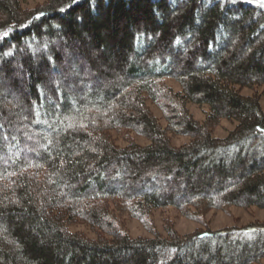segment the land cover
<instances>
[{"label":"trees","instance_id":"1","mask_svg":"<svg viewBox=\"0 0 264 264\" xmlns=\"http://www.w3.org/2000/svg\"><path fill=\"white\" fill-rule=\"evenodd\" d=\"M22 87L24 109H9ZM259 87L260 0H0V264L260 262L264 223L132 237L124 221L264 209ZM189 103L208 105L202 122ZM222 119L235 126L214 137Z\"/></svg>","mask_w":264,"mask_h":264},{"label":"rangeland","instance_id":"2","mask_svg":"<svg viewBox=\"0 0 264 264\" xmlns=\"http://www.w3.org/2000/svg\"><path fill=\"white\" fill-rule=\"evenodd\" d=\"M21 5L25 8H32L37 4H40L42 0H20ZM84 73L85 77L91 76L92 73ZM165 82L171 86L175 91H178L180 88L178 86V83L171 79H165ZM250 90L248 89H242V94H250ZM256 92L260 95V104L264 111V88L259 87L256 89ZM23 87L19 91L20 97H10L9 100L5 101L8 105L9 109L14 108L15 105H22L21 101L23 102ZM11 99V100H10ZM15 104V105H14ZM148 105L150 106L151 111L153 114L160 120V123L164 126L165 122L161 117V113L159 110L152 105L150 102H148ZM189 112L192 114V116L199 122H202L204 120L205 114L208 110V105H195L192 103H189L187 105ZM22 109H24L23 106H21ZM25 121V118L20 113L17 116L16 119V128H20V126L23 125ZM235 126L234 122L222 119L213 129H212V135L214 137L222 138L226 136V134L232 130ZM112 138L114 139L115 143L119 146H124L126 143V139L129 138L133 140L134 142L140 144V145H146L149 143V141L141 137L139 135H136L131 132H116L111 131L110 132ZM35 137H37V134L35 132H32L30 136L27 137V140L29 143L35 141ZM171 143L175 146H180L186 142L189 141V137L185 136H178L174 134H170ZM32 149V148H31ZM33 150V149H32ZM125 218V224L126 229L130 236L132 237H151L152 233H158L159 235L165 236L168 231L175 230L180 235H185L192 233L196 230H203L204 228L209 229H220L223 227H230V226H244L251 223H264V209H260L257 207H249V208H242V207H229L226 210H209L206 212L202 218L200 219H190L187 217H184L180 214V212L175 209L174 207H165V208H159L154 210L151 215L149 216V224L141 223L135 218H132L128 215L124 216ZM149 228H154L153 232L151 233ZM69 229L74 232H81L84 235H86L89 238H94L96 234L92 232L88 227L82 224H75L69 226ZM254 264H264V259H262L258 263Z\"/></svg>","mask_w":264,"mask_h":264},{"label":"snow or ice","instance_id":"3","mask_svg":"<svg viewBox=\"0 0 264 264\" xmlns=\"http://www.w3.org/2000/svg\"><path fill=\"white\" fill-rule=\"evenodd\" d=\"M78 2V0H72V3L73 4H76ZM260 3L262 4V5H264V0H260ZM61 11H64V9H61Z\"/></svg>","mask_w":264,"mask_h":264}]
</instances>
